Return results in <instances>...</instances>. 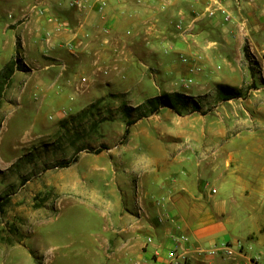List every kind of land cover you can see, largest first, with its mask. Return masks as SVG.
I'll return each mask as SVG.
<instances>
[{"label":"rangeland","instance_id":"obj_1","mask_svg":"<svg viewBox=\"0 0 264 264\" xmlns=\"http://www.w3.org/2000/svg\"><path fill=\"white\" fill-rule=\"evenodd\" d=\"M230 39L193 42L223 48L211 69L203 55L195 63L181 54L177 70L138 64L134 91L125 84L94 86L84 74V99L67 103L61 114L17 111L15 100L4 101L10 78L0 100V196L10 198L0 215V264L129 263L118 218L140 193L133 172L138 157L188 159L176 171L211 185L217 175L264 180V37L254 50L246 38ZM20 57L13 61L25 69ZM101 72L111 76L110 69ZM117 73L125 82L126 74ZM235 92L242 96L225 99ZM158 96L173 107L148 103ZM212 161L235 164L211 170ZM256 214L231 224V240L253 244L249 256L264 255V212Z\"/></svg>","mask_w":264,"mask_h":264},{"label":"crops","instance_id":"obj_2","mask_svg":"<svg viewBox=\"0 0 264 264\" xmlns=\"http://www.w3.org/2000/svg\"><path fill=\"white\" fill-rule=\"evenodd\" d=\"M71 1L0 0V73L18 55L27 65L22 69L16 64L4 97L6 102L15 100L17 111L41 116L48 108L61 114L71 102L84 99V74L94 86L125 84L134 91L138 64L160 70L167 64L177 70L183 66L181 54L195 63L203 55L202 62L211 69L223 58V48L200 47L194 41L215 42V35L246 38L254 50L264 37V0H223L232 21L222 11L208 17L211 0H81L84 7L79 8L71 7ZM106 69L110 77L101 72ZM119 70L126 74L125 82H118ZM187 160L162 163L151 155L134 160L140 193L134 196V207L118 218L123 221L119 245L127 264H256L243 256H200L195 248L231 240V224L249 222L247 215L264 212V180L217 175L211 185L203 176L176 171L177 163ZM234 164L220 167L212 161L209 166L216 170ZM166 214L173 220L165 219ZM183 235L190 244L179 246L175 239ZM189 245L187 262L169 257L171 250Z\"/></svg>","mask_w":264,"mask_h":264},{"label":"built area","instance_id":"obj_3","mask_svg":"<svg viewBox=\"0 0 264 264\" xmlns=\"http://www.w3.org/2000/svg\"><path fill=\"white\" fill-rule=\"evenodd\" d=\"M103 5H105V1L102 2ZM71 7H84V4L81 0H74L70 2ZM222 11L226 16L225 19L227 21H232L233 17L232 15L225 9V6L223 4V0H211V3L207 7V16L208 17H214L218 12ZM182 22L177 23V28H182ZM83 81H86V78L83 79ZM213 193H216L217 190L214 188L212 189ZM165 219L171 221L172 216L169 214H166ZM160 221L162 218L159 219ZM175 241L178 243V245L190 244L189 237L183 235L181 238H176ZM253 244L242 241V240H229L225 241L221 244L213 245L209 248L204 247H197L195 248V252H197L198 255H210L213 257L216 256H222L224 258H230L233 260H237L239 257H248L249 260L256 264H264V255L262 252L254 253L251 256L248 255L250 251L253 250ZM182 250V251H181ZM192 250V247L189 245V247H183L182 249H179L178 247L171 250L169 252V257L174 261H183L187 262L188 260V251ZM130 264H144L141 261L135 260L132 261Z\"/></svg>","mask_w":264,"mask_h":264},{"label":"trees","instance_id":"obj_4","mask_svg":"<svg viewBox=\"0 0 264 264\" xmlns=\"http://www.w3.org/2000/svg\"><path fill=\"white\" fill-rule=\"evenodd\" d=\"M15 62L13 61L12 63L6 65V67L1 71L0 73V100L3 97V91L5 88V84L7 83V81L11 78V76L13 75L14 71H15ZM241 93L239 92H235V93H227L225 99H232V98H239L241 97ZM155 103L158 102V105L160 106H164V107H173V103L168 99V98H164L162 99V97L158 96L155 97L151 100L148 101V103ZM129 134V128L126 129V136ZM101 149H97V152H101ZM77 156L64 162L63 166H70L71 164L77 162ZM10 203V198L8 197H1L0 196V215L3 214L6 211V208L8 207ZM8 244H13V241L10 240Z\"/></svg>","mask_w":264,"mask_h":264}]
</instances>
